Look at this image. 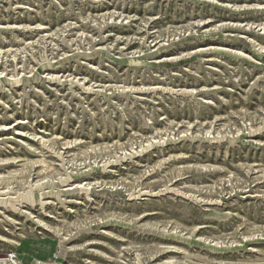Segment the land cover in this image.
<instances>
[{"label": "rangeland", "instance_id": "rangeland-1", "mask_svg": "<svg viewBox=\"0 0 264 264\" xmlns=\"http://www.w3.org/2000/svg\"><path fill=\"white\" fill-rule=\"evenodd\" d=\"M10 259L264 264V0H0Z\"/></svg>", "mask_w": 264, "mask_h": 264}, {"label": "bare ground", "instance_id": "bare-ground-1", "mask_svg": "<svg viewBox=\"0 0 264 264\" xmlns=\"http://www.w3.org/2000/svg\"><path fill=\"white\" fill-rule=\"evenodd\" d=\"M133 63V62H132ZM135 63V62H134ZM15 199V198H14ZM11 201V200H10ZM14 203H15V201H14ZM8 204V203H7ZM12 206H14V204L12 205ZM14 209H15V207H14ZM85 229V228H84ZM91 230V229H90ZM79 232V231H78ZM57 235L58 236H60V234H58L57 233ZM73 236V235H72ZM66 239V238H65ZM65 239H62L61 237L59 238V246H58V248L60 249V252L57 254L58 256H59V258L60 257H62V244H63V241L65 240ZM57 259H58V257H57ZM57 259H55V260H50L49 262H48V264H58V261L60 262V260H58L57 261ZM2 261V260H1ZM4 261V260H3ZM5 261H7L8 262V264H15V262L12 260V259H10V260H5ZM138 261H139V259H138ZM140 261H141V259H140ZM139 261V262H140ZM142 263V262H141ZM61 264V263H60ZM137 264V263H136ZM138 264H140V263H138Z\"/></svg>", "mask_w": 264, "mask_h": 264}]
</instances>
